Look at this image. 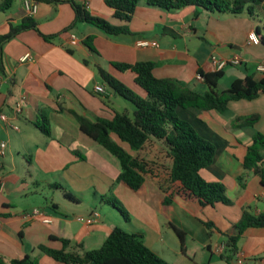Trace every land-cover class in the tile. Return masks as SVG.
Masks as SVG:
<instances>
[{"label": "crops", "instance_id": "crops-1", "mask_svg": "<svg viewBox=\"0 0 264 264\" xmlns=\"http://www.w3.org/2000/svg\"><path fill=\"white\" fill-rule=\"evenodd\" d=\"M26 1L36 2L33 15L26 9ZM74 1L95 17L115 26L127 25L131 33L109 36L86 23L63 32L75 20L71 4L14 0L8 10H2L5 0H0V37L29 18L43 35L60 34L47 41L39 32L29 30L6 43L0 52V144L7 143L6 154L0 158V179L5 184L0 192V256L7 260L31 256L39 264H62L39 249H62V243L52 241V236L70 240L73 248L81 247L77 249L84 253L99 249L115 228H122L139 236L171 264H218L216 257L233 264L227 259L226 248L223 253L217 249L226 247L228 235L245 210L254 215L264 213L262 179L243 165L254 136L264 134V95L253 101L232 102L226 113L196 115L178 109L179 116L216 147L214 163L201 174L208 182L223 183L232 204H218L215 208L177 199L164 209L163 185L170 175L172 160L158 144L132 153L155 163L154 174L144 175L145 183L139 192L118 183L120 161L81 131L73 113L93 121L112 119L115 113H134L135 107L131 109L125 101H118L119 96L99 74L103 69L143 95L135 84L136 75L119 72L113 63H154L157 78L178 80L203 94L209 88L198 77L199 73L217 71L212 57L238 58L241 65L223 69L218 90L222 82L229 85L222 90L226 91L235 80L247 76L260 81L264 73L258 67L264 63V49L259 48L264 45L249 42L251 34L259 36V26L245 15H217L193 6L168 11L148 6V0L140 1L131 22L125 24L113 17L105 0ZM72 36L79 45L72 44ZM88 37H94V52L84 44ZM144 41L157 42L158 47L140 46ZM27 55L31 58L22 62ZM23 96L26 100L21 113H17ZM253 115L259 116L254 126H236V118ZM45 121L50 136L39 128ZM6 167L10 169L8 174L3 173ZM260 168L264 170V161ZM21 170L31 172L26 186ZM40 197L50 205L38 206ZM109 197L120 202L129 219L105 201ZM35 210L51 223L35 217ZM95 213L99 218L94 224L80 221ZM171 224L185 233L183 248ZM238 249L245 264H264V228L249 229Z\"/></svg>", "mask_w": 264, "mask_h": 264}, {"label": "trees", "instance_id": "trees-1", "mask_svg": "<svg viewBox=\"0 0 264 264\" xmlns=\"http://www.w3.org/2000/svg\"><path fill=\"white\" fill-rule=\"evenodd\" d=\"M14 0H5L2 10H8ZM42 3L71 4L75 11V20L63 32L73 30L78 24L93 25L109 36L130 34L127 25L115 26L101 17L91 15L86 7L74 0H35ZM141 0H105L113 10V17L122 23L129 24L140 5ZM264 0H148L147 5L164 10H180L186 7H196L203 11L239 17L246 13L254 18L258 6ZM35 30L45 40L51 41L58 35L45 36L38 24L32 19H26L21 25L12 28L6 36L0 37V52L3 46L15 39L23 32ZM261 43L264 45L263 32L258 28ZM94 37H88L84 44L94 52L91 45ZM116 70L122 73L133 72L136 75L135 84L144 93L140 95L126 86L112 74L99 69L102 80L110 90L131 102L135 107L133 115L129 113H115L112 119H98L93 121L77 113L73 115L78 120L81 131L95 143L101 145L115 156L121 163L122 172L117 180L133 192H139L145 183L144 175L154 174L155 163L149 162L132 153L141 152L151 145L158 144L165 150L167 157L172 160V167L168 180L163 185V207L168 209L177 199L188 203L199 204L203 208H215L218 204L231 205L232 200L227 194V188L221 182H208L202 176V171L210 167L216 157V147L210 141L198 134L195 128L183 120L178 109L191 110L195 114L216 111L226 113L232 102L247 100L253 101L264 95V78L257 81L253 76L237 79L231 87L220 92L219 82L224 77V71L203 74L209 90L199 93L184 86L175 79H159L155 76V64L142 62L137 64L113 63ZM259 120L258 115L236 118V126L240 128L254 126ZM40 130L51 135L49 124L45 121ZM264 161V134L258 133L252 139L244 160V169L253 171L262 179L264 186V170L260 164ZM112 204L125 219H129L128 212L120 206L114 197L105 199ZM180 242L184 247L185 233L172 225ZM211 228L210 224H206ZM251 228H264V213L254 215L245 210L241 220L234 226L232 234L228 235L226 251H229V261H234L239 253L238 244L244 234ZM52 241L62 243V249H53L40 246L39 249L62 264H171L148 248L141 238L130 234L122 228H115L106 242L96 250L80 253L73 248L72 242L67 239L51 237ZM0 264H39L31 256L20 259L7 260L0 256Z\"/></svg>", "mask_w": 264, "mask_h": 264}, {"label": "built area", "instance_id": "built-area-1", "mask_svg": "<svg viewBox=\"0 0 264 264\" xmlns=\"http://www.w3.org/2000/svg\"><path fill=\"white\" fill-rule=\"evenodd\" d=\"M36 6H37L36 2H33V1H26V3H25L26 9L28 10V12L31 15H33L36 12V8H37ZM71 42L75 46L80 44L79 40L75 36H72V41ZM249 42L252 45H259L261 43V40H260V37L256 33H253L249 37ZM139 45L142 46V47H148V46L158 47V43L157 42L144 41V42H141ZM30 58H31V56L27 55L21 61L25 62V61L29 60ZM211 61H212L213 65H214V67L216 68L217 71H221V70L225 69L228 66H238V65L242 64L241 60L238 59V58L231 59V60H221L218 57L213 56ZM258 71L260 73H264V63L259 65ZM198 78L203 80V77L200 76V75H199ZM2 82H3V77L0 76V85H1ZM98 91L99 92H103V89H98ZM25 100H26V97L23 96L21 98L20 103H18V105H17V108H16L17 113H21L22 108H23V102H25ZM2 118L5 121H7V118L5 116H3ZM6 150H7V143H5V142L1 143L0 144V158L5 156ZM4 185H5L4 181L0 179V192L3 191ZM263 196H264V193H263ZM33 215L35 217L42 218V220L45 223H51L50 219L44 218V215H43V213L40 210H35ZM98 218H99V215L97 213H95L89 219H80V221L86 222L87 224L92 225V224H94L97 221ZM1 230H2V226H1V222H0V231ZM225 248H226L225 245H222L221 247H219L217 249V252L223 253ZM233 264H245V260H244V258L241 255H237V257L234 260Z\"/></svg>", "mask_w": 264, "mask_h": 264}, {"label": "rangeland", "instance_id": "rangeland-1", "mask_svg": "<svg viewBox=\"0 0 264 264\" xmlns=\"http://www.w3.org/2000/svg\"><path fill=\"white\" fill-rule=\"evenodd\" d=\"M256 13H257V15L254 17V18H251L252 19V21L257 25V26H259V28H260V30H261V32H263V26H264V4L262 5V6H258L257 7V9H256ZM245 16L246 17H248L249 18V15L246 13L245 14ZM74 32H76L77 34L79 33L78 31H74ZM261 51H263V49H264V46H261L260 48H259ZM227 82H222V84L220 85V87H219V91L220 92H222V90H225L226 88H228V84H226ZM117 99H118V101H125L124 103H128V105H130V107H131V109H133L134 108V106H133V104L131 103V102H129V101H127V100H125L124 98H122V97H117ZM115 101L116 100H114V101H112V104H114L115 105ZM118 103V102H117ZM130 109V110H131ZM123 112H125V109H123L122 110ZM181 111H184L183 109H181ZM185 111H189V112H192V113H194L193 111H191V110H185ZM201 114V113H200ZM130 115H133V112L132 111H130ZM197 115V114H196ZM199 115V114H198ZM28 160V159H27ZM27 160H25V165H27V167L29 166V163H28V161ZM21 166V165H20ZM20 169H22V167L20 168ZM9 168H7L6 167V169L3 171V173H7L8 174V172H9ZM19 174H21V177H22V180H26L25 181V183L23 184V185H27L28 184V182L30 181V174H31V172L28 174H26L24 171H22L21 170V172L19 173ZM16 175V174H15ZM14 175V176H15ZM27 182V183H26ZM24 187V186H23ZM37 203L38 204H40V205H38V206H41V207H47V206H49L50 204H49V202L45 199V198H42V197H40V199L37 201ZM26 206H28V204H26ZM120 206H122L121 204H120ZM98 209L99 210H101V206L100 205H98ZM226 253L227 254H230V252L229 251H226ZM216 261L218 262V264H227L224 260H222V259H220V258H218V257H216Z\"/></svg>", "mask_w": 264, "mask_h": 264}]
</instances>
